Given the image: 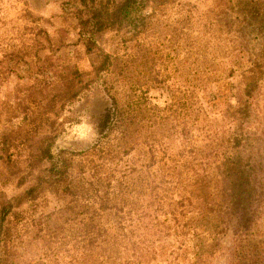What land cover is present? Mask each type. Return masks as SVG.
Returning <instances> with one entry per match:
<instances>
[{
  "label": "rangeland",
  "instance_id": "rangeland-1",
  "mask_svg": "<svg viewBox=\"0 0 264 264\" xmlns=\"http://www.w3.org/2000/svg\"><path fill=\"white\" fill-rule=\"evenodd\" d=\"M140 5L142 26L124 25L98 36L100 46L113 52L112 66L75 98L59 103L54 68L70 61L82 72L90 63L80 37L86 35L77 33L68 16L72 4L0 0V140L15 162L0 168V193L17 195L31 182L38 163L30 162L29 172L25 167L42 138L52 154L73 160V174L84 169L75 190L93 179L94 189L108 193V206L121 207L124 223H157L127 234L149 237L150 248L167 244L165 255L138 258L143 252L138 244L131 260L186 264L181 255L187 248L184 257L196 252L197 264H264V0H141ZM107 110L114 113V126L101 136L98 124ZM150 144L154 164H148ZM223 152H234L244 165L251 187L247 203L222 201L212 189V170ZM168 156L195 162L191 168L202 171L198 177L204 176L205 184L199 192L184 181L177 189L158 186L159 207L148 186L151 178L160 180L157 166ZM86 182L76 202L67 191L43 192L11 219L22 234L13 240V264H67L66 252L44 255L39 236L56 231L77 238L83 217L90 215L105 239L115 236L112 208L96 210L99 196L85 205L86 194H95L85 190ZM201 195L209 212L197 208ZM181 196H190L183 207ZM171 208L173 219L162 213ZM242 211L248 213L244 219ZM153 228L161 230L160 238ZM117 244L104 246L114 251Z\"/></svg>",
  "mask_w": 264,
  "mask_h": 264
},
{
  "label": "trees",
  "instance_id": "trees-1",
  "mask_svg": "<svg viewBox=\"0 0 264 264\" xmlns=\"http://www.w3.org/2000/svg\"><path fill=\"white\" fill-rule=\"evenodd\" d=\"M69 2L72 4V11L68 13V16L74 21L73 27L76 28L77 33L79 35H86L85 37H80H83L81 38L83 40L82 45L85 53L90 57V63L89 70L82 72L79 71L76 62L70 61L61 64L58 68H54L53 78L58 84H56V87H58V93L56 95L59 97L57 100L59 103L61 100L75 98L83 89L96 82V80L101 77V74L107 72L108 68L112 66L111 54L113 52L110 53L105 51L100 46V42H98V36L102 32L105 30H119L121 27H124V25H131L133 27L134 25L142 26V20L144 18L140 12L142 9L140 5L141 0H69ZM24 13L28 15L31 20H39L38 17H31L27 10H24ZM113 116L114 113L108 110L101 116V124H98V130L101 132V136L105 135L107 133L106 131L114 126ZM238 143V140H236L234 146ZM99 146L100 144H96L94 147L98 148ZM152 147L151 144L148 146V164H154L157 161L155 160ZM31 151L33 152H31L28 160L29 162L25 168L29 172L31 169L30 162L34 164L38 163L37 174L32 177L31 182L23 188L21 193L8 197L0 193V264H13L11 257L13 254L12 249L15 250L13 245H16L14 241L18 240V238L21 239L22 234H19L16 227H14L10 221L12 218L18 219V213L23 211L22 207L34 200L42 198L43 192L58 193L67 191L71 196L72 202L80 200L83 196L80 190L84 187L83 185L86 181L82 182L79 190H75L73 186L78 183L76 176H80L81 179L83 178L84 169L81 168L77 174H73V160L52 154L50 151V144L44 142L42 138H39L35 142ZM235 155L234 152L228 154L223 152L220 156V160L216 164V169L212 170V189H214L216 196H220L222 201L229 203L234 202L233 205L236 206L237 204L238 206V203L248 202V198L251 197L249 190L251 187L247 180V173L244 165L241 159L235 157ZM14 163V160H11L7 153V144L3 140H0V168L5 167L10 169L13 167ZM194 163L195 162L190 159L186 160L181 158L180 160H174L169 156L166 157L163 163L157 166V173L162 176L160 180H155L153 177L149 181V198H152V201H155L157 206L160 207L161 201L156 193V188L158 186H166L167 188L177 189L179 187L178 184L183 181L184 186L191 183L192 185L195 184L194 186L196 187L194 190H198L199 192L202 187L201 185H204L205 181L201 179L204 176H201V178L198 177V175L200 176L202 174V171L195 172L196 170L191 168ZM148 164L145 165V168L149 171ZM93 167L94 166L89 167L88 169H94ZM190 169L193 170L192 175H188ZM9 173L11 175L15 174L13 171ZM152 174H154V171ZM182 176H184V179H182ZM19 178L21 179V176ZM199 179H201L200 182L197 181ZM17 183L19 184L22 182L19 180ZM86 185L88 188H85V190L93 189L95 194H86V198H84V200H86L85 205L91 204L94 197L99 196V204L96 210L112 208L110 211L116 218V223L119 228L118 232L111 240L105 239V231H101V229L96 227L97 225L93 222V215L88 216L90 220L87 217H83V223L80 228L81 232H79L80 235L77 238L67 239L63 235L58 236L56 231L48 233L46 237L39 236L46 249L44 255L50 254L55 258L60 256L62 252H66L70 256L69 262L66 260L67 264H134V262L136 264H148V262L139 259L137 262L134 259H130V251L132 255H135V247L138 244L142 245L140 249L143 251L138 253V258L145 254L150 255V253L154 257L165 255V251L169 247L167 244L159 242L157 248L154 247V245L150 248L148 245V243L151 242L149 237L138 234L131 238V235L127 234L133 233V230L139 226L146 227L148 223H150V228L154 227L157 223L151 221L145 223L136 222V224H132V221L124 223V218L121 216L122 214H120L121 207H116L114 204L108 206V193L98 188L94 189L93 179H89ZM99 192H102L103 195L98 194ZM189 194H192V192L190 191ZM90 198L92 200H90ZM188 198H190V196H181L178 201L179 205L181 207L185 206L184 201L189 200ZM198 198H201L200 206L197 207L199 211L203 210L209 212L210 208L208 207L210 204L208 200L203 195L198 196ZM150 204L152 205V203H148L147 205ZM239 205L242 206L241 204ZM70 207L72 208V206ZM65 208H69L67 203ZM240 209L242 208H239V210ZM162 213L171 214L172 219L175 217L172 208ZM240 214L243 219L248 215V213L246 214V212L243 211ZM145 215L148 216L149 213L145 212ZM93 225H95L94 228ZM57 229L60 230L61 227L58 226ZM101 232L103 233V237L100 236ZM155 233H157L158 238L161 237V230L159 228H153L152 234ZM32 238H36V236ZM189 239L190 238H188V240ZM70 241H72L71 245L68 246V242ZM115 241L118 242L117 245L119 247L112 246L114 251L104 246L105 242L115 243ZM101 242H103V246H101ZM188 251L190 250L184 248V256ZM195 255L196 252L190 257L181 255V258L186 264H197L196 258H194ZM177 264L180 263L178 262Z\"/></svg>",
  "mask_w": 264,
  "mask_h": 264
}]
</instances>
